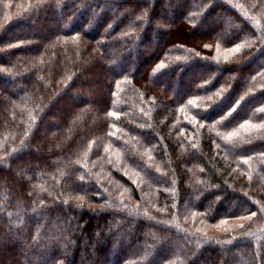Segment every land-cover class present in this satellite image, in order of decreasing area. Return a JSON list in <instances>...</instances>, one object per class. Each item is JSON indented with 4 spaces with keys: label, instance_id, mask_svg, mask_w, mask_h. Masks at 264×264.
Returning a JSON list of instances; mask_svg holds the SVG:
<instances>
[{
    "label": "trees",
    "instance_id": "trees-1",
    "mask_svg": "<svg viewBox=\"0 0 264 264\" xmlns=\"http://www.w3.org/2000/svg\"><path fill=\"white\" fill-rule=\"evenodd\" d=\"M0 264H264V0H0Z\"/></svg>",
    "mask_w": 264,
    "mask_h": 264
},
{
    "label": "bare ground",
    "instance_id": "bare-ground-1",
    "mask_svg": "<svg viewBox=\"0 0 264 264\" xmlns=\"http://www.w3.org/2000/svg\"><path fill=\"white\" fill-rule=\"evenodd\" d=\"M67 66V65H66ZM85 148V147H84ZM79 156V155H78Z\"/></svg>",
    "mask_w": 264,
    "mask_h": 264
}]
</instances>
